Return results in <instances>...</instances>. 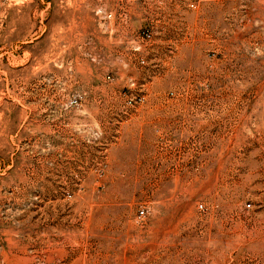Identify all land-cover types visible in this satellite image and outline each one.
I'll list each match as a JSON object with an SVG mask.
<instances>
[{
    "label": "rangeland",
    "instance_id": "rangeland-1",
    "mask_svg": "<svg viewBox=\"0 0 264 264\" xmlns=\"http://www.w3.org/2000/svg\"><path fill=\"white\" fill-rule=\"evenodd\" d=\"M0 264H264V0H0Z\"/></svg>",
    "mask_w": 264,
    "mask_h": 264
},
{
    "label": "built area",
    "instance_id": "built-area-1",
    "mask_svg": "<svg viewBox=\"0 0 264 264\" xmlns=\"http://www.w3.org/2000/svg\"><path fill=\"white\" fill-rule=\"evenodd\" d=\"M138 36L143 37V38H149L151 37V31L149 29H142L138 32ZM139 100V99H138ZM202 204L200 203L199 206H201ZM249 205V204H248ZM140 213H143V210L140 209L139 211Z\"/></svg>",
    "mask_w": 264,
    "mask_h": 264
}]
</instances>
